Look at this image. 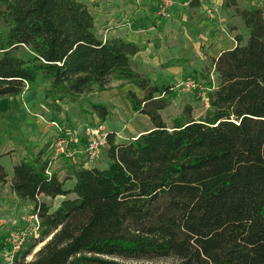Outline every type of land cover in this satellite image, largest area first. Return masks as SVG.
Wrapping results in <instances>:
<instances>
[{
	"label": "trees",
	"instance_id": "obj_1",
	"mask_svg": "<svg viewBox=\"0 0 264 264\" xmlns=\"http://www.w3.org/2000/svg\"><path fill=\"white\" fill-rule=\"evenodd\" d=\"M223 9L249 35L192 71L208 106L196 114L186 103L169 123L177 84L136 60L146 43L100 36L86 0H0V99L22 97L64 136L76 127L66 105L105 121L112 108L88 95L133 84L143 95L128 91L132 109L152 123L122 141L111 130L104 163L86 164L85 138L56 167L51 141L26 146L11 177L0 156V196L9 186L39 219L12 264H264V1Z\"/></svg>",
	"mask_w": 264,
	"mask_h": 264
},
{
	"label": "crops",
	"instance_id": "obj_2",
	"mask_svg": "<svg viewBox=\"0 0 264 264\" xmlns=\"http://www.w3.org/2000/svg\"><path fill=\"white\" fill-rule=\"evenodd\" d=\"M86 1L91 4L93 11L96 13V30L100 36H124L131 40H141L146 43V49L140 51L135 58L146 66L154 78L158 79H170L166 77L170 75H173L171 79L180 78L179 76L182 72L181 67H179L180 69H175V67L166 64L172 59H180L182 57H176L172 48L169 49V43L174 39L176 40V48H179L178 50L180 53H178L181 54L192 49L191 43L193 37L199 39L211 33L213 34V39L218 41V45L221 46L218 53L220 54L222 51L236 45L235 37L237 34L242 33L247 36L249 33L244 24H230L232 18L230 19L229 15L230 11H233V9L224 10V0H201V7H190L188 4L186 10L183 8V5H186L185 3L188 0H173L167 17L162 18L161 23H159L157 15V8L160 5L159 0ZM190 1L191 0H189V3ZM207 8H212L214 14L208 16L206 12L208 17H199V14L207 10ZM233 14L235 15L234 11ZM186 22L190 25L188 24L185 26L184 24H186ZM190 29H192L191 31L193 34H190ZM170 50L172 51L171 53ZM125 88H127L125 89L126 94L129 90H135L138 95H143V91L133 84H128ZM0 101H5L3 104L0 103V113H7L10 111V116L13 117L11 128L7 131L8 134H0L1 160L5 157H10L9 175L11 177L14 165L26 155L28 148L16 143L12 137H15L17 131H22L23 134L25 133L26 137L31 140L33 139L32 134L39 135L48 131V124L50 123L43 118L33 119L31 117L32 114H29L28 108H25L26 105H24L25 103L22 104L19 96L4 97L1 98ZM133 113L136 114L134 111ZM143 116L149 119L147 116ZM21 120L25 124H22ZM30 126L31 128H29ZM142 130L143 129H140L137 133ZM10 138L14 142L12 146L7 144L12 141ZM33 145L35 150H39L42 147V142L40 145ZM85 158L86 157H84V159ZM86 164L89 165V160L86 161ZM72 183V180H68L66 186L71 187ZM63 198V195L58 196V203Z\"/></svg>",
	"mask_w": 264,
	"mask_h": 264
},
{
	"label": "rangeland",
	"instance_id": "obj_3",
	"mask_svg": "<svg viewBox=\"0 0 264 264\" xmlns=\"http://www.w3.org/2000/svg\"><path fill=\"white\" fill-rule=\"evenodd\" d=\"M262 1L264 0H240V4L241 6H249L251 2ZM187 6L188 4L183 5V8L186 10ZM206 12V10L201 12V14H199V17H208L209 14L207 16ZM229 18H232L230 24H244L242 18L234 15L233 11H230ZM188 24L189 23L186 22V24L184 25L186 26ZM191 30L192 29H190V34H193ZM248 35L249 33L247 34V36ZM204 36L205 37H201L199 39L193 37V41L191 43L192 49L187 51L186 53L179 54V48H176L175 39L171 41V43H169V49L172 48L174 55L176 57L182 56L180 58L182 60L179 61L180 63L178 65H173L175 69L179 67H181L182 69L179 79H171L173 78V75L166 76L170 79L159 78L167 80L172 84H177L176 88L179 92L177 98L174 100V103L170 107L162 111L165 119L169 123H171L173 117L177 116L182 111L186 103H191L193 105L194 112L196 114H200L208 106L207 87L204 85L203 81L200 78H193L190 74L194 69L200 70L209 67V57L217 55L220 51L221 46L218 45V41H215V39H213V34L210 33ZM172 51L170 50V53ZM189 80L198 83L200 88H196L192 92L188 91V85L185 84H187ZM114 84H119V82H115ZM125 87L126 86L120 88L114 85V87L111 89L105 90L101 93L93 92L87 97V100L103 102L108 104L112 108L113 113L110 115V117H108L107 120L103 121L99 119L97 115H95L94 122L99 120L105 123L108 130L117 131V138L119 141L131 138L138 131H140V129L145 130L152 124L150 120L144 117L143 115L133 113V109L131 108L132 106L127 98V94L125 93V89H127ZM25 96L26 98H30L33 97V94L27 93ZM20 99L23 104V98L20 97ZM4 102L5 101H0L1 104H3ZM24 105H26V103ZM84 106L88 107V103L85 102ZM25 108H28L27 110H29V114H32L31 117L33 119L42 118L40 115L36 114V108H31L27 105ZM66 108L69 110V114L71 115L73 121L76 122V127L80 123L87 121V119H85L81 114H79L80 105H66ZM12 121L13 117L10 116V111L7 113H0V134H8L7 131L11 128ZM21 122L22 124L24 123L22 120ZM50 124H48V131L39 135L32 134L33 139L31 140L28 139L25 133L23 134L22 131H17L15 137H12V139L21 146L23 145L34 147L33 144L40 145L41 142L43 146L48 141H51V144L54 138L58 135L59 130L58 126L54 125L53 123ZM29 128H31V126ZM12 139L10 138V140ZM13 140L8 142L7 144L9 146H12L14 143ZM35 151H37V149ZM88 160L90 165L95 163H104L106 161L103 150L97 157H88ZM1 161L3 165L7 167V170L9 172L10 157H5ZM58 201L59 199L56 198L52 202L54 205H57ZM36 224L37 221L33 217L31 205H29L27 202L18 200L15 195L10 191L9 186H6V188L2 192V195L0 196V264H12V261L16 257V255L25 250L27 247H29L30 243H32L33 241V235L36 233ZM39 247L40 246L35 248L33 253L27 256V260H31L34 257V253Z\"/></svg>",
	"mask_w": 264,
	"mask_h": 264
},
{
	"label": "built area",
	"instance_id": "obj_4",
	"mask_svg": "<svg viewBox=\"0 0 264 264\" xmlns=\"http://www.w3.org/2000/svg\"><path fill=\"white\" fill-rule=\"evenodd\" d=\"M160 5L157 8V15L159 23L162 22V18L167 17L169 9L173 4V0H159ZM189 4V0L185 3ZM209 16L214 14L212 8H207ZM187 90L192 92L196 88H200L199 84L189 80L187 84ZM46 108L45 106H43ZM43 118V117H42ZM58 126V123L52 122ZM110 130L107 129L104 122L99 120L94 123L83 122L80 123L74 130L69 131L67 135H58L54 138L48 149V158L52 164V167H56L60 161L64 158H75L81 149H78L83 138L86 139V147L84 151L89 158L97 157L100 152L108 145V135ZM80 148V147H79ZM33 214V213H32ZM36 219V231L39 226L38 216L33 214Z\"/></svg>",
	"mask_w": 264,
	"mask_h": 264
},
{
	"label": "water",
	"instance_id": "obj_5",
	"mask_svg": "<svg viewBox=\"0 0 264 264\" xmlns=\"http://www.w3.org/2000/svg\"><path fill=\"white\" fill-rule=\"evenodd\" d=\"M39 249V248H38ZM37 251V250H36Z\"/></svg>",
	"mask_w": 264,
	"mask_h": 264
}]
</instances>
